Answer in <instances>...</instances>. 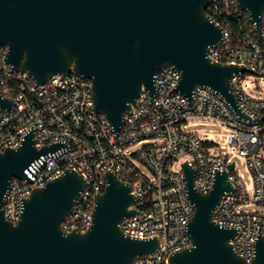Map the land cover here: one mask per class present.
<instances>
[{
  "label": "water",
  "instance_id": "obj_1",
  "mask_svg": "<svg viewBox=\"0 0 264 264\" xmlns=\"http://www.w3.org/2000/svg\"><path fill=\"white\" fill-rule=\"evenodd\" d=\"M221 0H0V46L4 61L27 73L37 84L51 76L74 71L91 80L94 109L115 130L135 104L142 88L154 95V75L162 65L181 73L173 89L189 99L197 86H208L246 115L228 88V79L245 67L211 61L209 47L222 38V29L206 9ZM257 29L264 16V0H235ZM12 99L0 93V111ZM58 143L36 148L32 131L17 148L0 152V264H135L139 255L158 246L156 237L125 235L120 223L137 213L130 184L111 172L106 186L94 196L92 224L85 232H64L68 215L85 179L73 169L32 189L23 199L19 220L2 214L10 177L30 182L24 170ZM233 163L229 164L231 169ZM187 194L194 213L187 223L192 246L169 255L170 264H264V238L254 243L250 261L239 255L231 239L236 230L217 224L212 211L224 191L233 187L227 172H216L212 188L200 193L193 186L194 169L183 163Z\"/></svg>",
  "mask_w": 264,
  "mask_h": 264
},
{
  "label": "built area",
  "instance_id": "obj_2",
  "mask_svg": "<svg viewBox=\"0 0 264 264\" xmlns=\"http://www.w3.org/2000/svg\"><path fill=\"white\" fill-rule=\"evenodd\" d=\"M206 12L222 29L221 40L207 51L209 59L246 68L228 79V88L246 117L208 86H197L191 99L174 91L181 73L162 65L154 75V95L142 88L122 126L115 130L94 109L90 79L71 70L37 84L4 61L7 47L0 46V93L13 101L8 111H0V152L19 147L30 131L36 148L59 144L27 166L24 172L30 182L10 177L2 201L5 220L15 224L23 199L33 188L73 169L85 179V188L60 227L64 232H85L92 224L94 196L104 190V174L111 171L130 184L136 198L130 208L137 213L121 221L122 232L138 239H158L155 251L137 256L134 263L170 264L172 252L192 246L187 223L194 205L183 173V163H187L194 169L193 186L200 193L212 188L216 172H227L233 189L222 193L212 219L236 230L233 248L246 261L251 260L257 237L264 238V210L241 207L256 203L264 208V97L248 93L243 83L247 73L264 77V16L257 29L235 0L213 2ZM193 119L220 122L236 131L233 147L252 175V194L235 172L231 154L212 151L213 143L188 128ZM136 144L141 146L133 149Z\"/></svg>",
  "mask_w": 264,
  "mask_h": 264
},
{
  "label": "rangeland",
  "instance_id": "obj_3",
  "mask_svg": "<svg viewBox=\"0 0 264 264\" xmlns=\"http://www.w3.org/2000/svg\"><path fill=\"white\" fill-rule=\"evenodd\" d=\"M247 84L246 91L254 95H259L264 97V77L247 73L245 75L243 85ZM188 128L194 131L202 140L213 143L211 147L212 151L225 152L231 154V160L236 164L235 172L242 177L245 183V188L247 192L252 194L253 192V180L244 159L238 155L234 149V140L236 131L220 122L205 120V119H193L188 122ZM139 144L134 145L132 148H138ZM174 166H178V160L174 163ZM143 169H145L142 166ZM242 210L252 211L258 210L262 211L264 208L256 203H247L242 205Z\"/></svg>",
  "mask_w": 264,
  "mask_h": 264
}]
</instances>
